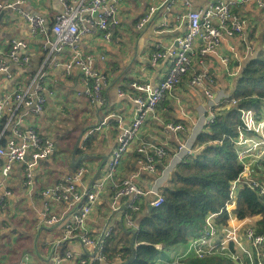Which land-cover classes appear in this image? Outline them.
<instances>
[{
	"label": "crops",
	"instance_id": "obj_1",
	"mask_svg": "<svg viewBox=\"0 0 264 264\" xmlns=\"http://www.w3.org/2000/svg\"><path fill=\"white\" fill-rule=\"evenodd\" d=\"M186 1L194 9H204L219 0H121L120 23L109 40L101 32L80 36L79 49L94 58V69L106 78L103 92L107 101L100 108L94 106L86 95L78 94L85 90L79 71L72 76L63 75L62 64L72 57V50H51L45 37L21 16L20 10L40 15L50 25L55 16L64 11L61 0H26L19 7L6 9L0 22V61L8 60L12 41L22 39L27 43L22 54L30 57V63L22 66L8 60L12 77L0 72V96L14 93L31 81L38 71L44 70V84L52 91L47 95L44 111L36 114L30 108H22L13 116L11 126L34 127L41 138L52 139L55 146L53 154L35 169L32 187L25 183L24 168L17 163L13 164L5 183L0 184V264H52L55 258L63 256L64 249H71L85 258L96 252L95 248L82 246L76 240L65 243L67 247L60 243L63 225H49L46 218L52 212L65 218L72 208L67 202L43 197L41 192L66 185L68 176L82 166L91 168V172L79 183L90 187L98 168L102 164L101 170L106 168L118 136L135 117L132 97L137 91L131 83L156 85L171 66L169 52L178 48L179 39L187 32L184 19L188 9ZM224 1L233 2L231 12L243 19V32L225 35L219 47L205 56L199 53L203 40L200 37L195 40L192 67L159 104L155 113L148 117L138 139L128 150L130 152L146 142L164 145L167 149L168 153L163 157L165 164L163 158L159 161L161 170L158 174L145 172L140 175L139 185L145 189L158 184L160 190L169 180L179 164L185 161L175 157L178 144L186 141L193 148L215 102L227 103L222 106L231 105L229 100L239 72L253 56L264 52V10L252 2ZM153 8L155 12L150 20L139 26L141 19ZM50 37L54 39V36ZM157 46L166 55L153 64L152 55ZM199 74L204 76L201 84H192L191 80ZM110 114H115V118H108ZM168 122L180 123L186 131L169 130L166 128ZM90 134L96 136L94 147L82 155L76 154L79 140H85ZM11 135L9 128L2 133L0 125V145L6 143ZM126 157L127 154L123 160ZM111 194V188L101 194L87 219L86 227L93 237L98 238L109 224ZM152 197L148 195L147 202ZM47 206L52 211L47 212ZM29 240L31 242L27 246H21V241ZM188 245L189 242L168 246L164 257L155 264H170L171 252L177 256L186 253ZM189 256L193 254H188L184 260ZM61 263L80 264L70 260ZM118 263L120 261L115 264ZM87 264L92 263L89 261Z\"/></svg>",
	"mask_w": 264,
	"mask_h": 264
},
{
	"label": "built area",
	"instance_id": "obj_2",
	"mask_svg": "<svg viewBox=\"0 0 264 264\" xmlns=\"http://www.w3.org/2000/svg\"><path fill=\"white\" fill-rule=\"evenodd\" d=\"M25 1L0 0V10L19 7ZM168 1L174 2V0ZM239 1L252 2L264 10V0ZM120 2L121 0H61L64 11L55 16L49 29L43 16L32 15L20 10L22 18L45 37L46 45L51 50L62 51L64 48L72 50V57L62 64L63 75L72 76L74 72L79 71L85 90L78 94L86 95L98 108L106 105L107 100L103 92L107 83L106 78L94 69V58L81 52L78 41L83 34L97 32L103 33L104 37L109 40L120 23ZM185 3L188 7L184 15L187 21V32L179 39L178 48L169 52L171 66L156 85L146 82L131 83L132 88L137 91L132 97L135 104V117L118 136L117 144L107 161L106 168L101 170L102 172L90 187L81 186L79 183L91 172V168L82 166L74 174L68 176L66 185L42 190L43 197L56 202H67L72 208L65 218L53 212L46 218V223L49 225L59 223L63 225L64 234L60 243L69 244L76 240L82 246L96 249V252L88 258L82 254L76 255L72 250H66L63 256L55 258L52 264H62L63 260L80 264H87L89 261H105L104 243L113 232L116 221L125 219V226L130 231L137 230L135 220L124 215V209L129 207L137 210L139 203L147 202L148 195L153 196L150 201L153 207H158L163 203L164 196L158 184L153 188L145 189L139 185L138 179L145 172L158 174V163L168 153L166 147L153 142H146L139 146L137 149L143 154V158L138 160L137 170L127 176L120 173L122 160L138 139L139 132L148 117L155 113L159 104L165 100L192 67L195 40L199 37L203 40L204 44L199 53L205 56L209 51H215L219 47L225 35L232 36L244 30L243 19L231 12L232 5H234L232 1L219 0L204 9L192 8L189 1ZM154 12L155 9H151L141 19L139 26L146 24ZM49 30H51L50 34H48ZM50 36H54V39L51 40ZM26 47L27 43L24 40H13L8 60L22 66L29 65L30 57L22 54V50ZM165 55L160 51L159 46L155 47L152 55L153 64L158 63ZM8 60L0 61V72L11 78ZM44 76L45 71L40 70L25 86H20L14 93L0 96L1 130L5 133L9 128L12 132L6 143L0 145V184L5 183L6 178L10 176L13 164L17 163L24 168L25 183L32 187L35 169L54 152V141L41 138L34 127L23 129L19 126H11L13 116L22 108H30L36 114L44 111L47 95L52 94V91L44 84ZM203 77L199 74L191 80V83L201 84ZM122 94L120 92V95ZM209 95L211 96L210 93ZM231 101L235 103V100L231 99ZM220 103L221 101L217 100L213 105L207 123L214 120L215 109ZM108 118H115V114H110ZM241 121L242 127L234 143L243 170L232 182L230 199L222 209L216 212L211 211L206 215L201 234L189 239L186 253L177 256L171 252L168 260L170 264H183L188 254L201 259L222 254L231 258L236 264H264V233L257 232L253 218L241 219L235 213L238 190L241 187L248 186L264 198V184L256 174L257 168L264 160V115L251 109H244L241 113ZM166 128L173 131L185 130L184 125L174 122L166 123ZM177 147L175 157L181 159L180 161H184L189 154L194 152L191 144L186 141L180 142ZM109 188L112 189L110 197L112 216L106 229L96 238L89 234L86 222L101 194ZM46 211L52 210L47 206ZM222 215L226 216V222L220 220ZM167 247L157 245V248L163 252Z\"/></svg>",
	"mask_w": 264,
	"mask_h": 264
},
{
	"label": "trees",
	"instance_id": "obj_3",
	"mask_svg": "<svg viewBox=\"0 0 264 264\" xmlns=\"http://www.w3.org/2000/svg\"><path fill=\"white\" fill-rule=\"evenodd\" d=\"M50 33L51 30L48 31ZM230 99L235 103L229 100L230 106H222L227 103H221L215 109L214 120L206 123L204 130L195 138L194 152L179 164L169 180L161 186L163 203L150 209L143 201L138 204L137 210L124 209V215L136 222V235L125 226V219L116 221L113 232L104 243L105 264H115L116 261H120L118 264H155L164 257V252L157 245L166 247L187 243L191 237L201 234L205 216L209 212L219 211L226 205L232 182L243 170L234 144L242 127V110L251 109L264 115V52L253 56L239 72ZM83 139L75 148L78 155L94 147L96 136L90 134ZM142 157L137 148L127 152L121 164V175L136 171L138 160ZM162 161L165 164L164 158ZM157 167L159 172V163ZM256 174L264 184V160ZM235 213L241 219L253 218L257 232L264 233V198L255 190L248 186L238 190ZM220 220L226 222V216L222 215ZM183 264L236 263L225 255L215 254L202 259L189 256Z\"/></svg>",
	"mask_w": 264,
	"mask_h": 264
},
{
	"label": "water",
	"instance_id": "obj_4",
	"mask_svg": "<svg viewBox=\"0 0 264 264\" xmlns=\"http://www.w3.org/2000/svg\"><path fill=\"white\" fill-rule=\"evenodd\" d=\"M5 13H6V9L0 10V22L3 20V17H4V15H5ZM47 28H48V29L50 28L49 25L47 26ZM102 166H103V164H102L101 167L98 168V170L96 171V173H95V175H94V177H93V182H94V180L97 178V176L99 175V173L101 172ZM150 201H151V200H149V201L147 202V204H148V207H149L150 209H152V208H154V207H153V205H152V203H151ZM130 232H132L134 235H136L137 230H136V229H133V230H131Z\"/></svg>",
	"mask_w": 264,
	"mask_h": 264
},
{
	"label": "rangeland",
	"instance_id": "obj_5",
	"mask_svg": "<svg viewBox=\"0 0 264 264\" xmlns=\"http://www.w3.org/2000/svg\"><path fill=\"white\" fill-rule=\"evenodd\" d=\"M71 139L73 140L74 137H72ZM171 173H172V172H171ZM29 242H31V240H29V241H21L20 244H21V246H24V247H25V246H27V244H28Z\"/></svg>",
	"mask_w": 264,
	"mask_h": 264
},
{
	"label": "bare ground",
	"instance_id": "obj_6",
	"mask_svg": "<svg viewBox=\"0 0 264 264\" xmlns=\"http://www.w3.org/2000/svg\"><path fill=\"white\" fill-rule=\"evenodd\" d=\"M1 10H3V9H1ZM132 97V96H131ZM235 144V143H234ZM67 180V179H66ZM47 203V202H46ZM54 205V204H53ZM55 207V206H54ZM127 215V214H126ZM67 216V215H66ZM63 243V242H62ZM83 248V247H82ZM66 250H71V249H66Z\"/></svg>",
	"mask_w": 264,
	"mask_h": 264
}]
</instances>
